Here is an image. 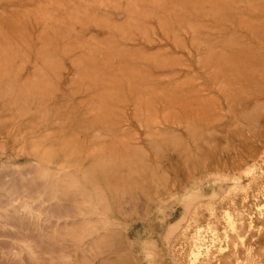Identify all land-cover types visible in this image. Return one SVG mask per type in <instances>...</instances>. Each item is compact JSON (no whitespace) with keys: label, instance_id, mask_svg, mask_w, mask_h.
I'll list each match as a JSON object with an SVG mask.
<instances>
[{"label":"rangeland","instance_id":"1","mask_svg":"<svg viewBox=\"0 0 264 264\" xmlns=\"http://www.w3.org/2000/svg\"><path fill=\"white\" fill-rule=\"evenodd\" d=\"M192 263L264 264V0H0V264Z\"/></svg>","mask_w":264,"mask_h":264},{"label":"bare ground","instance_id":"2","mask_svg":"<svg viewBox=\"0 0 264 264\" xmlns=\"http://www.w3.org/2000/svg\"><path fill=\"white\" fill-rule=\"evenodd\" d=\"M178 2H179V1H178ZM181 3H182V2H181ZM183 3H184V2H183ZM205 3L208 4L207 1H206ZM183 7H184V6H183ZM183 7H182V8H183ZM182 8H180V9H182ZM183 10H184V9H183ZM182 12H183V11H182ZM202 13H203V12H202ZM189 14H190V13H189ZM192 14H193V13H192ZM190 16H191V15H190ZM33 240H34V239H33ZM31 242H33V241H31ZM29 246H30V245H29ZM35 247H36V245H35ZM32 248L35 250L34 247H32ZM32 248H31V250H33ZM36 249H37V248H36ZM43 250H45V249H43ZM46 250H47V249H46ZM37 251H38V250H37ZM37 251H35V253H39V254L41 253V252H37ZM32 252H33V251H32ZM42 253H43V251H42ZM195 259H196V258H195ZM192 264H193V263H192ZM194 264H195V263H194Z\"/></svg>","mask_w":264,"mask_h":264}]
</instances>
